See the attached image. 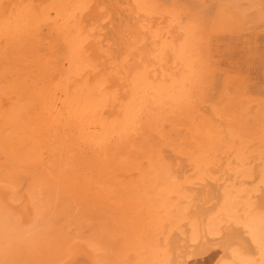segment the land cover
I'll list each match as a JSON object with an SVG mask.
<instances>
[{
	"label": "bare ground",
	"instance_id": "obj_1",
	"mask_svg": "<svg viewBox=\"0 0 264 264\" xmlns=\"http://www.w3.org/2000/svg\"><path fill=\"white\" fill-rule=\"evenodd\" d=\"M0 264H264V0H0Z\"/></svg>",
	"mask_w": 264,
	"mask_h": 264
}]
</instances>
